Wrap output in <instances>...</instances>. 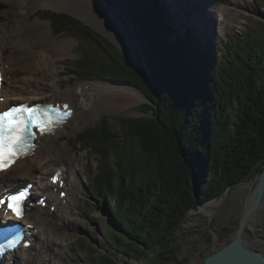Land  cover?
Instances as JSON below:
<instances>
[{
    "label": "trees",
    "instance_id": "16d2710c",
    "mask_svg": "<svg viewBox=\"0 0 264 264\" xmlns=\"http://www.w3.org/2000/svg\"><path fill=\"white\" fill-rule=\"evenodd\" d=\"M130 1L147 39V71L77 18L37 15L53 34L77 41L76 57L63 62L70 75L124 83L149 100L139 109L150 115L102 116L74 139L93 155L90 191L114 217V227L106 224L111 244L141 264H160L175 260L169 235L189 209L264 164V19L229 26L214 51L190 27L170 39L175 17L165 0ZM254 4L264 9V0ZM78 240L92 260L120 264ZM158 246L166 248L156 253Z\"/></svg>",
    "mask_w": 264,
    "mask_h": 264
},
{
    "label": "rangeland",
    "instance_id": "374dc122",
    "mask_svg": "<svg viewBox=\"0 0 264 264\" xmlns=\"http://www.w3.org/2000/svg\"><path fill=\"white\" fill-rule=\"evenodd\" d=\"M22 1L23 0H0V11H2L0 12V17L6 20V27L9 30L15 29L16 19L14 15L19 12ZM166 1L172 6L173 10H178L174 18V20H176V25H174V31L170 36V39H173L185 32V28L179 26L181 20L179 18L180 10L175 6L176 2L182 4L185 0H173L174 2L172 0ZM191 1L194 2V0ZM91 2V11L89 15L82 20H85L84 22L92 26L94 30L97 29L101 33L108 35L129 63L138 66L141 65L143 59L146 64V61L149 59L147 39L144 31L141 29L138 14L135 8L132 7L131 1L91 0ZM226 3V6L231 8L230 11H222V15L217 13L215 20L213 21L212 19L214 23H203L200 25L197 24L196 21L188 22V24L185 22V25H194L197 27H195V33L202 40L209 37L213 41L214 51H216L217 46H219L218 44L224 42L227 38L225 31H222L223 24L227 28L234 25L238 28L237 30L240 31L246 23V16L253 15L264 19V9L255 5L254 0H227ZM192 5L195 4L192 3ZM44 10L66 13L65 11H58L49 7H38L29 16L28 21L30 22L37 19L38 12H41L40 15H46L47 13H45ZM191 11H194L193 8L184 9L186 17H189ZM231 11L238 13V16L226 20L225 17L230 14ZM67 14L69 13L67 12ZM72 16L77 17L74 15ZM77 18L81 19V17ZM126 22L132 30L128 29ZM178 27L181 28L179 29ZM51 36L57 41L67 39L60 35H54L52 32ZM74 44L71 43L69 54L56 60H51L50 69L47 72L50 73V71L53 70V76L48 79L49 83L53 84V86L57 87L59 90L61 89V91L77 88L82 85L91 87L97 83L117 84L109 80L98 78L78 79L74 75H70L69 70L63 62L69 58L72 59L76 57ZM28 56L30 58L27 57V59H29L27 64H23L26 65L25 68H31L36 64L33 53L30 52ZM17 57L18 58H15L16 61L18 63L21 62L22 57ZM19 67L24 69L22 64H20ZM45 75L47 76V74ZM40 76L41 78L43 77L42 74H40ZM37 77L39 78V75H37ZM39 82H41V80H39ZM122 87L137 91L136 88L127 84H123ZM137 92L140 94V91ZM120 95L121 94H117L116 98ZM27 97H29V95H27ZM141 98L142 97H140L139 101H136V103H132L130 107L123 112L112 111L104 107L88 118L83 119L73 131L62 132L58 137L53 138V140L49 142V151L50 154L55 156L54 158L67 159L73 163L74 169L72 170L70 180L75 184V194L72 200L64 206L65 213L63 214V219L57 218V214H53V216L52 214L51 216H42L43 219H45V226L46 229H48V233L52 235L56 241L57 247H55L54 251L56 252L58 247L60 248L56 253L60 252L61 257L57 258L55 254H53V256L51 254V264H101L99 261L90 258L93 251L88 249V246H83V243L79 240L78 242L77 237H85L94 248H97L99 253L115 254V258L120 264H141L140 262L134 261L126 254H123L121 251H117L114 245L111 244L109 240L110 233L106 224L108 223L114 227L112 222L114 217L104 202L99 201L95 195L93 196L90 191V181L86 177V175L92 171L91 165L93 164V155L87 150L81 149L79 144L75 143L76 140L74 139L78 132L83 130L86 126L95 125L102 116L138 117L150 115V112H143L139 109L141 108V104L144 103V99L141 100ZM19 100L21 101V99H11L8 102ZM260 165V163L253 165L251 173L242 181L228 187L221 197L211 198L213 199L211 201H217V204L212 210L203 213L198 212L202 207H198L199 204L189 209L181 219L179 226L169 235V239L171 240L170 246L176 252L175 260L160 264H198L207 254L229 240L238 228L240 219L247 208L252 192L257 186V177L264 164L261 169ZM253 181L254 184L252 183ZM85 211L88 214L85 213ZM38 222L42 223V221ZM245 235L249 247L264 252V198L261 206L254 213L253 220L248 223V230L245 231ZM165 248L166 247L158 246L155 252L158 253L159 251L165 250Z\"/></svg>",
    "mask_w": 264,
    "mask_h": 264
},
{
    "label": "bare ground",
    "instance_id": "6f19581e",
    "mask_svg": "<svg viewBox=\"0 0 264 264\" xmlns=\"http://www.w3.org/2000/svg\"><path fill=\"white\" fill-rule=\"evenodd\" d=\"M190 1L185 0L182 4L177 2L175 4L176 8L180 10L179 18L183 24L185 22L188 24V22L195 21L200 25L203 23L210 24L215 20L217 13L222 15V11L229 12L231 9L226 6L227 0H204L196 9L192 7V2ZM38 7H49L58 11H65L71 15L81 17L82 20L89 15L92 2L91 0H23L22 5L19 7V12L14 15L16 26L12 30L6 27V20L0 17V60L8 65L7 68L2 70L6 77L5 80L8 83L1 86L0 108L6 107V104L11 99H21L31 102L62 101L68 103L69 108L74 110L59 130L53 134L39 137L40 141L31 157L17 161L8 171L0 173V193L9 185L16 186L19 181L29 180L35 183V192L42 194L56 193V189H54L56 185L50 183L48 180L49 176H47V173L49 170L60 167L68 174V190L65 204L61 201L59 208L54 213H51L50 210L45 208L32 206L27 210L24 217L27 223H31L29 218L40 219L42 215L57 214V218L63 219V214L65 213L64 206L72 200L75 194V184L69 179L74 165L66 159L54 158L55 156L50 154L49 151V142L53 138L58 137L62 132L73 131L83 119L88 118L104 107L112 111L123 112L132 103L139 101L140 97L143 100L141 93L139 94L134 89L128 90L126 87H122L123 84L121 83L114 85L97 83L91 87L82 85L65 91H61V89L59 90L53 84L49 83L48 79L53 76V70L50 73L47 72L50 69L51 60H56L69 54L70 45L71 43L74 44V42L70 39L57 41L51 36L50 24L45 20L43 21L37 18L29 22V16ZM185 8L194 9L193 12H190L189 17L185 15ZM235 16H238V13L231 11L225 19H233ZM204 17L206 19L203 20ZM127 27L129 30H132L128 23ZM222 31H224V24ZM30 52L33 53L36 64L31 68H25L26 65L23 64H27L29 60L27 57H29L28 54ZM17 56L22 57L19 63L15 59L18 58ZM20 64L24 66V69L19 67ZM40 74L43 75L42 78ZM37 75H39V78ZM1 93L5 96L4 99L1 98ZM117 94L121 95L116 98ZM252 183L254 184V181ZM216 204V200L211 201L202 206L198 212L210 211ZM36 228H32L34 233L33 237H35L32 246L29 249H19L13 254L9 253L8 257L0 261V264H51V254L52 256L55 254L57 258L61 257L60 252L56 253L60 249L59 247L56 252L54 251L55 247H57L56 241L48 233L45 220L39 223ZM11 259H14V262H11Z\"/></svg>",
    "mask_w": 264,
    "mask_h": 264
},
{
    "label": "snow or ice",
    "instance_id": "6c2138e0",
    "mask_svg": "<svg viewBox=\"0 0 264 264\" xmlns=\"http://www.w3.org/2000/svg\"><path fill=\"white\" fill-rule=\"evenodd\" d=\"M67 105L64 108L67 109ZM56 116L52 117L51 113ZM70 112H60L52 105H19L0 112V170L14 162L15 158L23 151L25 144L35 133L33 128H38L41 133L51 130ZM25 193L19 192L10 195L7 201L0 199V206L7 204V208L19 218L23 215V200Z\"/></svg>",
    "mask_w": 264,
    "mask_h": 264
},
{
    "label": "water",
    "instance_id": "95a60500",
    "mask_svg": "<svg viewBox=\"0 0 264 264\" xmlns=\"http://www.w3.org/2000/svg\"><path fill=\"white\" fill-rule=\"evenodd\" d=\"M77 19L85 23L83 20L79 18ZM95 30L98 31L97 29ZM98 33H100L102 36H104L114 44V41L109 36L101 33L100 31H98ZM67 39L72 40L75 43L74 45L77 44V41L74 38ZM141 66L147 71L146 64L143 59L141 61ZM142 95L144 99L143 101L149 102L147 97L144 94ZM252 193L253 196L250 198L247 208L243 212V215L239 222V226L236 229L234 235L229 240L225 241L220 247L215 248V250L207 254L198 264H264V252L249 247L247 245V239L245 235V231L248 230V223L253 220L254 213L263 202L264 165L257 177V186ZM211 200L213 199H210L209 201ZM206 203L199 204L198 207L203 206Z\"/></svg>",
    "mask_w": 264,
    "mask_h": 264
}]
</instances>
